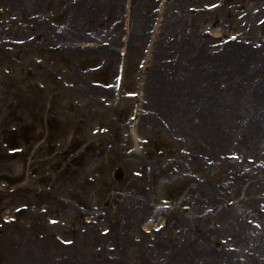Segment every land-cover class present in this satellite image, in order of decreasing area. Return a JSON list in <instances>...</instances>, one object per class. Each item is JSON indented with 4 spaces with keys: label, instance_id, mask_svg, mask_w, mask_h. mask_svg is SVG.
Here are the masks:
<instances>
[{
    "label": "rangeland",
    "instance_id": "374dc122",
    "mask_svg": "<svg viewBox=\"0 0 264 264\" xmlns=\"http://www.w3.org/2000/svg\"><path fill=\"white\" fill-rule=\"evenodd\" d=\"M24 1L0 0L1 175L8 179L12 168L14 171L22 170L27 162L23 157L20 158L21 161L13 162V156L7 154V149L12 148L10 143L15 133L12 127L16 130L19 127H27L24 133H30L29 138L32 145L23 146L25 149L23 148L21 155L36 154L33 158L43 163H49L51 160L49 158L46 161L43 157L44 151H42L48 139H56L54 143L64 146L72 140L74 141L72 145L75 146L80 157L76 165V169L79 170L78 175L75 174L70 177V180L63 181L61 188L64 190L62 189L61 194L55 192V195L64 197L63 202L59 201V203L64 206L65 218L69 221L72 222L78 218L79 213L73 207L77 202H80L81 210L93 204L95 206L102 204L106 194L104 193L105 184L107 188L109 187L108 190L113 188L119 192L111 208L107 209L112 223L120 220L121 208H126L128 212L123 213V218L129 219L133 208L145 216L146 201L141 186L146 188L148 183H151L155 185L156 202L165 200L171 207V210L163 211L161 217H164L166 221L174 215L182 218L185 223H182L184 226L181 228V233L187 234L191 242L198 244L192 246H196L201 255H193L192 264H259L255 263L256 258L264 262V257H257V252L252 250L250 241L242 244L241 251L230 258L228 263L221 261L220 255L214 260H211L208 255L209 252L211 255L220 254L225 249L222 241H226L229 247H235L229 232L216 231L217 233H214V225L217 224L218 219L222 217L241 219L240 227L242 225L246 230L250 229L251 234L256 229L248 221L257 222V215L262 214L261 210L264 209V173L244 177L235 188L229 187L233 183L231 180L233 178L229 174L238 173L237 175H240L246 166L251 165L249 160L254 158L260 157L258 163L260 161L264 163V137L260 138L262 132L253 137L250 142L245 140L244 137L249 132L247 125L252 119L249 120L241 108L233 109V105L224 98V94H217L211 101H203L201 96L195 101L189 100L188 94L194 90V84L199 78L189 72L186 74V71L183 72V69L178 67L182 64L184 67L189 66L190 72H196L195 68L199 65L201 56L223 55L225 62H230L232 71L222 72L221 79L237 85L244 77H247L248 83L264 86V57L260 60L254 53L258 54L259 45L264 46V24L256 26L258 18L256 14H251L256 7H264V0L174 1L167 12L162 40L158 45V53L150 70L146 87L148 96L145 109L149 113L150 111L156 112L159 118L155 123L149 122L147 125L141 124L140 126V136L148 143L144 146V156L150 160L158 157L160 170L155 173L142 170L144 174L142 178H137L133 172L140 171L144 157L138 159L124 153L133 147V143L125 136V124L128 122L132 105L128 104V99L123 95L119 106L105 107L103 97L93 96L96 90H102L103 86L109 85L114 77L117 54L115 53L114 58L110 55L116 46H111L106 39H101L99 43L106 42L107 44L105 49L98 50L95 54L71 56L69 46L62 43L58 37H56L57 40L54 39L56 31L62 27L67 28V31L70 30V34H73L75 29L69 28L72 26L69 24L72 5L81 1V3L84 2L81 8L88 10L89 0ZM95 1L102 7V10L99 17L88 25L89 27L83 28L88 34L97 33L96 29L101 31L108 29V23L115 19L110 16L106 5L107 0ZM212 4L219 6L212 11L210 9ZM179 8L181 10H178ZM117 11L120 21L122 13L120 3ZM240 13H245L247 16L235 22V18ZM262 15L264 12L259 17ZM35 16L39 19L34 20ZM243 33L252 36L251 40L245 39L246 44L250 42L248 45L252 47L250 49L252 52L243 54L244 56H233L231 48L236 45L235 42L229 43L228 46H220L214 43L221 42L222 39L212 40V36L224 34L223 37L228 38L231 35H243ZM41 34L47 40L50 38L51 45H44ZM118 35L120 36V33ZM32 36L35 39L31 40ZM74 39L78 43L90 38L87 36L85 40ZM147 43V41L134 43V50L136 49V52L141 55L128 57L124 91L137 90L136 79L133 80L132 76L134 71L139 70L138 64L143 61L142 56L145 54ZM202 43L207 44L210 50H201ZM71 45L70 43V48H73L74 46ZM47 47H58V52L50 54L46 52ZM159 60L160 64H157ZM214 61L216 65L221 62L218 59ZM157 65L158 67L163 65L161 73L159 72L160 78H158L160 74L157 71L155 73ZM25 69L32 71L29 78H23ZM198 69L201 70L199 66ZM160 80L164 81L158 84ZM155 85H157L155 93L159 100V104L156 105L159 109L155 105L151 106L150 101ZM108 101H111L110 94ZM243 101L248 102V99H243ZM225 105L227 110L224 109ZM259 107L257 110L262 111L260 121L254 119L253 121L256 127L262 126L264 129V108L260 105ZM178 110H184L188 122L184 120L177 122L173 118ZM225 111H227L228 123L224 120ZM38 121L42 124H38ZM211 128L212 139L218 136L216 141L221 138L225 140L222 144L223 148H213L209 145L211 140L208 131ZM233 135L236 137H232ZM94 143H97L95 147ZM239 143H242V147ZM211 150H222L218 163H207ZM176 153H183L184 157L181 156L177 163L169 161ZM232 153L242 157L244 164L239 165L236 161H232L229 157ZM189 154L193 159L187 158ZM197 157L198 162L195 161ZM165 159L168 160L167 163H164ZM117 165L123 167L124 178L120 183L114 184L111 172ZM180 166L183 167L180 171L189 173L191 176L193 174L194 177L190 179V183L193 184L192 189L186 184L189 181L188 178L176 177L173 169H178L176 167ZM255 166L256 164L253 168ZM252 172H255L254 169ZM202 181L208 186L209 196L208 199L202 200L198 206H195L194 199L197 194L194 188L202 184ZM212 181L217 188L220 187L219 190L214 192L213 186L210 185ZM201 186L204 188L203 185ZM228 202L231 204L228 205ZM184 205L190 208L186 217L182 215L180 209ZM207 210L211 213H207ZM140 222H142L141 219L138 223ZM104 227H110L112 232L117 231L108 222L101 226L102 229ZM98 232L99 230H95V235L98 236ZM235 232L243 233L244 231L241 228L239 232ZM135 233L136 231L131 238L132 246L127 245L122 254L110 253L111 260L117 261V264H130L132 261V263L136 261L138 263L139 255L136 253L142 250L143 246L140 245L142 240L139 243L136 240L142 235L139 231ZM160 234L163 236L161 243L164 245L161 246L159 253L154 248L156 261L151 264H173L183 258L179 252L172 256L169 254L171 252L170 242H174V238L169 239V225ZM87 236L90 237V235ZM213 240L219 243L217 248ZM228 240L231 242L228 243ZM82 244L84 249L79 255L81 260L74 261V263L94 264L85 254L88 255L89 252L94 254L95 246L90 245L89 248L84 239ZM184 245L186 246L183 250H190L191 246ZM188 255H191L190 251ZM100 258L102 257L98 254L97 259Z\"/></svg>",
    "mask_w": 264,
    "mask_h": 264
},
{
    "label": "bare ground",
    "instance_id": "6f19581e",
    "mask_svg": "<svg viewBox=\"0 0 264 264\" xmlns=\"http://www.w3.org/2000/svg\"><path fill=\"white\" fill-rule=\"evenodd\" d=\"M10 1V0H9ZM107 4L108 5V9H116L117 5L116 3L119 0H107ZM184 4H186V1H184ZM159 6V1L157 0H133V4H132V8H131V17L134 18V28H133V32L131 35V43H130V51H131V47L133 46V43L135 42H141L143 43V41H146L149 38V33H147V31L149 30V27L151 26V24H153V20L155 18L154 14V9L157 8ZM91 7L93 8L92 10H85L83 8H81V3L78 4L77 6L73 7V11H72V15H71V20H69V22L74 23V24H78L79 26H87L86 24L89 23L90 21H94L98 18L99 16V12L102 10V7H100L96 1H92L91 0ZM80 23V24H79ZM107 32V38L108 40H111V44H118L119 45V41L115 38V35L118 33V27L117 26H112L109 30H106ZM79 37H85L83 35L82 32L79 31ZM42 39H44V36L41 34ZM59 38L62 39V41L65 40V37L60 36ZM66 41H64V43H66ZM45 43H47V40L45 39ZM240 46H238L237 48H234V52L233 55H241L243 54V49L239 48ZM207 46L206 45H201V50L205 51V50H209L206 49ZM239 48V49H238ZM241 50V51H240ZM72 51V50H69ZM264 52V51H263ZM92 53V52H91ZM132 53V52H131ZM262 53V51H261ZM70 54L75 55L76 52H70ZM136 55H139V52L135 53ZM262 56H264V54L262 53ZM256 57H258V55H256ZM199 67L201 70L198 69V66L195 68L196 72H190L189 70H191L189 67L183 68L182 65H179L180 68L183 69V72L186 71L189 72L191 75L194 74L196 77L199 78L198 82L194 84V90L188 94L189 95V100H193L195 101L196 98L198 97H202L203 101H211L214 96H216L217 94H226L227 92H230V96L227 98L229 101H231V103L237 105V107L241 108L245 114L246 117H248L250 121V123L247 125V129L249 130L248 132V136L247 140H251L253 137L257 136L260 132H262V134L260 135L263 136L264 135V130L263 127H256L254 120H258L260 121V114H262L260 111L257 110V106L254 104L253 100L254 98H256L255 102L257 101V103H264V86L263 85H256L255 88H253L252 84L248 83V84H244L241 85V83L248 81L247 77H244V79L241 81L240 84H237L235 86H233L232 84H228V86L226 85V88L224 90H221L219 88V85L221 83L225 82L222 79H219V75L218 72L222 69H226L227 71L232 69L228 65H221L219 64L216 65L215 63V57L213 56H201V58H199ZM207 67L209 68L207 70ZM159 68L157 67L156 70H158ZM217 69V70H216ZM160 71H158V74ZM155 75V74H154ZM223 75V74H222ZM242 75V73L240 74ZM154 77V76H153ZM161 77V74L158 75V78ZM155 78V77H154ZM164 80H160L157 83L160 84L161 82H163ZM154 83V81H153ZM157 89V85H155L154 89H153V93L151 94V104L153 105V100H154V104H157L159 102L158 97H157V93H155ZM105 96L107 95V92H104ZM157 97V100H156ZM249 98L248 102L247 101H243V100H239L240 98ZM156 100V101H155ZM214 100V99H213ZM244 102H246V104H244ZM159 104V103H158ZM225 110L226 109V105H225ZM224 117H225V121L228 123L227 120V111L224 112ZM242 113H240L241 115ZM177 122H180L182 120H184L185 122L188 120L185 118V112L184 110H178L176 111V115L173 117ZM155 121L157 120V118H152ZM145 120V118H144ZM213 128V127H212ZM212 128L208 131L210 133V140L209 141V145H211L213 148H222V142H225L224 139H220L217 140V137L212 139ZM178 131H180V129H178ZM236 135H234L235 137ZM242 145V144H241ZM210 156L214 159L217 156V153H212L210 154ZM236 179H240L239 177ZM204 194H199L196 197L195 202L198 203L200 202V200H202V198H204ZM260 217V216H259ZM260 219H262V217H260ZM220 224L218 225V227L221 230H217V231H226L232 234V237L234 238V240L237 242L236 244L238 246H241L242 243H245V241L247 239H250L253 244H254V249L257 251V254H259V257H264V228H262L260 231H257L256 234L254 236L250 235V233L248 232L247 234L244 232L243 234L240 233H236L235 231H238L240 228H237L235 230V227H238V224H236L233 220L231 221H227V218L225 219H221L219 220ZM238 222V221H237ZM236 224V225H234ZM262 227V226H261ZM245 231V230H244ZM248 231V230H247ZM183 244H189V245H196L193 243H190L187 239H185V242H183ZM178 252L181 251V248H178L177 250ZM188 251L191 252V255H188ZM198 249L196 248V246L191 247L190 250H186L185 251V256L181 259H178L176 262H174L173 264H192L193 262V255L195 256H199L201 255V253H198ZM222 260H228L231 256L229 254H225L222 252V254H220ZM215 259L218 258L217 256H213ZM262 264V263H261Z\"/></svg>",
    "mask_w": 264,
    "mask_h": 264
}]
</instances>
